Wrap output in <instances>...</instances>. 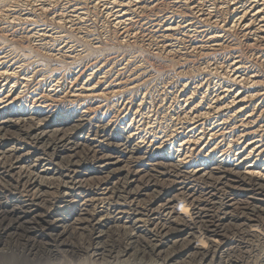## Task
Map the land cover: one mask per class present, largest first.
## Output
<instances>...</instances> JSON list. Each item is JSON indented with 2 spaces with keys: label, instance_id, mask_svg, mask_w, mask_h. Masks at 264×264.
Returning <instances> with one entry per match:
<instances>
[{
  "label": "bare ground",
  "instance_id": "6f19581e",
  "mask_svg": "<svg viewBox=\"0 0 264 264\" xmlns=\"http://www.w3.org/2000/svg\"><path fill=\"white\" fill-rule=\"evenodd\" d=\"M231 17V27L264 39V0L237 7ZM5 59L0 57V208L5 209L0 224L4 214L19 223L44 224L15 233L25 241L46 239L41 260L56 257L59 248L70 259L83 256V264H242L256 236L254 223L264 224V92L255 89L264 87V78L256 80L259 73L232 59L223 88L219 83L201 91L199 80L172 90L171 79L164 78L170 86L159 92L164 113L152 109L147 116L162 125L155 135L154 124L144 133L131 113L119 116L118 105L116 121L97 116L98 106L88 99L109 91L99 88V80L90 77L81 88L67 90L55 79L44 89L33 79L35 72ZM211 59L197 66L181 62L180 73L216 69ZM61 99L60 108L47 104ZM255 100L260 121L249 109ZM74 237L76 244L68 239Z\"/></svg>",
  "mask_w": 264,
  "mask_h": 264
},
{
  "label": "rangeland",
  "instance_id": "374dc122",
  "mask_svg": "<svg viewBox=\"0 0 264 264\" xmlns=\"http://www.w3.org/2000/svg\"><path fill=\"white\" fill-rule=\"evenodd\" d=\"M240 1L0 0V57L11 62L19 61L18 64L24 65L22 69L25 72H35L33 79L40 81L44 89L46 84L53 83L55 79L60 80L61 88L66 89L68 85L67 90L81 88L82 82L90 77L95 81L99 80V88L109 91H106L108 96L88 99V102L98 106L97 116L106 120L115 118L116 121L114 115L117 116L118 112L115 108L120 106L119 109H122L123 113L119 116L127 112L131 113L136 127H141L145 133L147 127L154 124L153 126H156L153 129L156 132L154 134L160 135L157 133L162 131L160 122L157 123L156 120L155 123H151L154 120L153 116L150 119L147 116L151 115L152 109L157 114L164 113L159 111L161 107L162 110L165 107L164 102L158 99L159 92L163 93L165 89H170L168 84H163L164 78L171 79L172 90H181L183 84L191 85L193 81L199 84L201 82V91L207 87L211 90L216 89L218 86L216 85L215 88L214 84L219 83L223 88L229 81L226 67L232 59L246 62L252 73H259L256 80L264 78V39L260 40L255 35L245 34L240 32L239 28L231 27L232 13L241 5L248 8L252 0ZM245 2L248 4L246 5ZM258 36L262 34L259 33ZM209 58L214 59L218 64L219 71L216 68L197 70L198 73L192 72V74L187 72L186 75L180 73L183 69L181 62L198 65ZM202 65L204 66L201 64V67ZM19 85L18 82L16 90L20 89ZM260 85L258 84L255 89L260 87L258 90L263 93L264 87ZM241 86L245 89L247 85ZM110 89H113L114 93ZM114 89H117L119 94ZM185 89L187 90L188 86ZM262 95L264 96V93ZM64 100L55 102L49 100L47 104L50 103V108L53 110L60 108L58 105H64ZM121 105L125 107L121 108ZM259 105V100H255L252 106L256 108L249 107L253 109L255 119H260L261 105ZM257 114L259 115L256 117ZM123 165L124 162L121 166ZM128 169L129 166H124V171ZM4 210L0 208L2 213ZM47 212H50V209H47ZM4 215L5 220L0 224V264H78L79 262L83 264V260H80L83 256L76 258L77 260L70 259L59 248L56 249L58 253L56 257L41 260L39 254L42 251L47 252L43 248L45 238L37 237L33 240L29 239L28 242L15 236L22 235L27 226L36 224H30L27 219L21 221V224L15 220L14 215ZM262 218L261 222L264 221L263 216ZM36 226L37 229H41L44 224L39 223ZM254 226H257L256 236L249 242L246 248L248 253L242 264H264V224L259 222L254 223ZM4 227L6 232L3 234L1 231ZM68 239L75 244L79 241L78 237ZM118 242L115 241V244ZM53 244L57 246V242H52ZM146 264H160V260H152ZM184 264H193V262Z\"/></svg>",
  "mask_w": 264,
  "mask_h": 264
}]
</instances>
